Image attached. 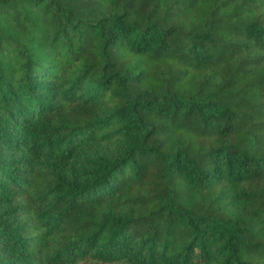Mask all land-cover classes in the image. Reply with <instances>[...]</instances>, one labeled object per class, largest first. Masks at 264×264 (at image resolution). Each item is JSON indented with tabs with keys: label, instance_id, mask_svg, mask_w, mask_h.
I'll return each instance as SVG.
<instances>
[{
	"label": "trees",
	"instance_id": "obj_1",
	"mask_svg": "<svg viewBox=\"0 0 264 264\" xmlns=\"http://www.w3.org/2000/svg\"><path fill=\"white\" fill-rule=\"evenodd\" d=\"M0 264H264V0H0Z\"/></svg>",
	"mask_w": 264,
	"mask_h": 264
}]
</instances>
